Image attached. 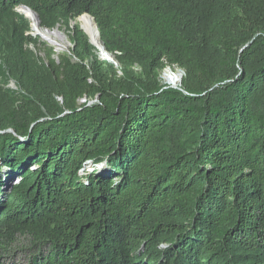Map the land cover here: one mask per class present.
Returning <instances> with one entry per match:
<instances>
[{"label": "trees", "instance_id": "1", "mask_svg": "<svg viewBox=\"0 0 264 264\" xmlns=\"http://www.w3.org/2000/svg\"><path fill=\"white\" fill-rule=\"evenodd\" d=\"M20 239L31 264H264V0H0V264Z\"/></svg>", "mask_w": 264, "mask_h": 264}, {"label": "rangeland", "instance_id": "2", "mask_svg": "<svg viewBox=\"0 0 264 264\" xmlns=\"http://www.w3.org/2000/svg\"><path fill=\"white\" fill-rule=\"evenodd\" d=\"M17 9L18 8L15 9L16 13H18ZM19 15H21V14H19ZM21 16H23V15H21ZM69 27L71 28L70 23H69ZM50 33H54L55 36H52V35L49 36L48 35L47 36L48 38H44V37L39 36V35H34L32 33V30H30L28 32V34L32 38L39 37V41L44 43L45 46L52 48L53 51L57 55L67 54L70 56L71 55L70 52L73 50L74 45L70 41L69 36L72 37L73 34L69 33L66 30V27H60V28H56L54 30H50ZM29 47L31 48L32 46H29ZM36 53L38 56L43 57L42 53H38V52H36ZM116 67H118V65H116ZM166 73H173L174 75H179L180 81H181V78L184 76L183 72L181 70H179L178 68H175L174 70L167 68L160 75L161 84L164 85L165 88L179 90L180 82L177 85H169L167 83V81L165 80V77H164V75ZM117 74L119 76L121 75L120 72H117ZM12 83L13 82L8 83V87L15 89V85H14V83L13 84ZM96 102H97L96 98L93 100H87L84 98V99H81L79 103L80 104H86L87 106H90L91 104H94ZM93 168H94V166L91 163H86L82 167V169L79 171V176L82 177L84 175V173H89L90 171H92ZM9 180L10 179H9L6 171L3 170V172L1 173V187L4 188V190H5V188H9V186H10ZM36 254H37V251L30 250V247L28 246L26 241H24L23 239H20L18 244H16L15 247H13L12 249H8L4 253L2 261H3V263L5 262L6 264H31V259Z\"/></svg>", "mask_w": 264, "mask_h": 264}, {"label": "bare ground", "instance_id": "3", "mask_svg": "<svg viewBox=\"0 0 264 264\" xmlns=\"http://www.w3.org/2000/svg\"><path fill=\"white\" fill-rule=\"evenodd\" d=\"M17 12L21 15H23L25 18H27L31 22V30L34 35H39L44 38H48L47 36L52 35L55 36L54 33H50V30L46 29H39L38 28V21L33 12H31L29 9L25 7H19L17 9ZM79 26L86 36L88 37L90 43L94 46L96 49V52L99 56L103 57L104 59H109L113 61V58L106 53L104 48L102 47L99 37H98V32L95 29V26L93 22L85 16H81L77 18L76 20L73 21L72 27ZM165 80L169 85H177L180 82V76L179 75H174L173 73H166L164 75Z\"/></svg>", "mask_w": 264, "mask_h": 264}, {"label": "water", "instance_id": "4", "mask_svg": "<svg viewBox=\"0 0 264 264\" xmlns=\"http://www.w3.org/2000/svg\"><path fill=\"white\" fill-rule=\"evenodd\" d=\"M82 16H85V17H88L92 22H93V24H94V26H95V29L97 30V27H96V24H95V22H94V19L91 17V16H89L88 14H84V15H82ZM72 23H73V21H71L70 22V25H71V28H73L72 27ZM81 29V28H80ZM82 30V29H81ZM83 31V30H82ZM84 32V31H83ZM98 32V31H97ZM90 42V41H89ZM108 54V53H107ZM100 57V59H102V60H107V61H109V59H104L103 57H101V56H99ZM109 62H111V63H113L115 66L117 65L116 63H115V61L113 60H110ZM13 84V83H12ZM8 132H11V133H13L12 132V130H8Z\"/></svg>", "mask_w": 264, "mask_h": 264}]
</instances>
